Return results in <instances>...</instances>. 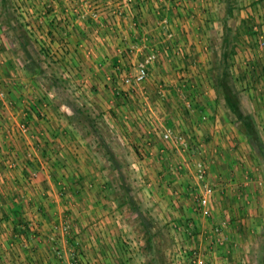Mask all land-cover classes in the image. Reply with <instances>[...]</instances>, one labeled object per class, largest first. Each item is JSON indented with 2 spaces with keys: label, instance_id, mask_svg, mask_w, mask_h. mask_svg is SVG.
Segmentation results:
<instances>
[{
  "label": "crops",
  "instance_id": "crops-1",
  "mask_svg": "<svg viewBox=\"0 0 264 264\" xmlns=\"http://www.w3.org/2000/svg\"><path fill=\"white\" fill-rule=\"evenodd\" d=\"M16 1L18 12L22 15V19L14 23L21 25L22 29L19 31H14L11 25L6 23L8 14L0 5L5 18L0 22L14 33L11 40L0 38V42L7 48V51H0V91L5 93L4 102H0V226L2 227V221L6 219L3 217L9 214L6 209L9 204L18 206L20 216L25 220L32 215L37 219L36 208L39 206L40 208L45 206L52 219L60 218V211L68 209L70 199L57 196L58 184L60 188H67L68 192L74 189L79 193L82 192L81 188L86 186H82L83 181L86 183L90 180L92 187L95 188L104 185L105 176L103 180L100 179L102 183L100 185L95 174H91L93 170L88 163L92 154L84 147L85 145H80L78 128L85 127L88 131L89 128L77 119H72L73 110L57 94L58 89L53 85L54 78L60 76L66 82L64 83L66 90H71L77 97L79 96V100L82 99L81 95L91 94L84 105V101L80 104L88 109L89 114L90 109L86 104L98 109L95 111L97 114L91 116L95 118L96 126L117 156L121 157L120 152L111 145V138L104 133L105 124H99L97 118L98 115L99 118L106 120L105 114L102 113L104 107H112L111 111L114 112L109 117L115 128H109L108 132L113 133L114 130L118 141L127 138L129 141L141 140L140 137L143 136L150 140L147 142L150 153L154 152L155 157L159 155L166 160L171 159L168 166L162 167L171 177L164 182L179 187L180 191L188 192L191 198L196 192V185L186 186L188 184L186 179L192 183L194 177L192 172H187L189 166L186 168L185 165L196 159H202L206 163L207 181L215 188L211 215L205 218L194 211L184 210L186 214L174 211V216H171L176 217L178 223L181 221L178 228L182 234L188 235L187 230L190 228L191 232H198L200 240L203 241V237L206 240L203 244L196 241V244L190 246H179L178 258L172 264H176L178 260L181 261L178 264H189L187 253L192 248L201 254L199 264H258L257 254L254 260L249 261L247 246L250 236L255 234L261 237L264 234V213L249 208L243 213H237L232 208L229 215L220 216L219 219L217 216V203L219 204L222 194L238 181L236 176L237 172H241L240 162L245 161L243 152L248 151L253 158L256 160L258 158L244 135L228 121L225 109L216 103L213 86L205 78L208 64L203 28L206 20L210 18L207 10L209 2L134 0V3L124 10L122 16L110 18L103 13L100 21H96L86 14L89 8L86 3L79 0ZM97 1L99 4L104 3V0ZM243 1L242 5L245 7L241 8L242 14L237 17L238 24L241 19L253 15L255 22L257 21L264 30V0ZM228 6L231 9L233 7L229 4ZM211 9L213 10V7ZM10 10L12 12L11 3ZM162 18L168 19L174 35L171 40H160L163 33ZM231 18L233 15L228 19ZM232 20L235 21V18ZM27 28L31 33L27 32ZM256 34L258 37H264L260 31ZM19 35L25 36L26 40L40 52L41 72L33 74L26 69L27 57L19 45L22 41ZM145 39L150 46L156 47L159 51L157 61L149 69V77L133 86L120 85L117 76L134 72L137 61L143 55L141 51L138 53V45ZM242 42L250 43V40L244 36ZM143 51L145 53V50ZM252 51L248 50L251 57L255 53ZM238 55L231 62L235 63L239 58L246 56ZM255 57L262 58L264 54L262 52L255 54ZM43 60L49 61L52 68L44 67ZM231 73L232 75L234 73L232 67ZM237 88L242 90L245 107L254 113L264 130V81L246 83L243 80ZM115 94L119 97L114 96ZM122 96L129 101L128 104L124 102ZM139 106L142 108L139 109ZM143 111H146L144 115L141 114ZM21 119L28 122L31 132L29 138L18 134L16 126ZM163 123L181 132L187 138L191 151L180 152L176 146L163 142L160 139ZM125 127L128 128L129 135L125 134L123 130ZM88 134L96 136L91 131ZM83 139L86 141L88 137L85 136ZM158 142L162 147H156ZM27 148L34 153V158L28 161L24 159ZM98 148L101 147L98 145L96 149ZM101 151L104 153L102 148ZM12 159H16V164L13 167L7 166V162ZM259 162L264 166V162ZM175 169L184 176L178 178L180 172H175ZM44 170H49L53 175L51 180ZM32 171L37 173L35 179L29 176ZM100 175L102 177L103 173ZM153 176L148 175L151 178ZM29 177L31 179H28ZM244 179L246 178H240L243 186L256 182L251 183ZM94 200L97 201L94 196H85L81 197L80 202L89 203L91 206L90 203ZM185 201L188 202V198L183 202ZM164 214L170 219L167 212ZM106 222L109 223L108 219ZM240 224L241 229L238 228ZM1 227L0 264H19V261L21 264H28L29 258L26 257L31 255L23 250V253L19 252L20 256L6 258L7 254L9 255L6 250L11 242L7 233L12 234L5 232ZM108 227L109 231L106 230L107 226L95 229L98 236H105L104 240L93 237L95 235L93 230L90 232L91 230L84 229L80 231L81 233L73 232L72 236L55 243V246L62 245L66 247L65 252L70 251V245L77 244V240L81 239L86 250L83 252L84 257L80 258V263L75 261L76 264H91V261H96V264H130L126 261V255L120 245L114 247L116 240L111 242L108 236V232L114 235L111 230L114 227L109 225ZM243 232L248 237L245 243L238 239ZM72 237L78 239L73 240ZM108 239L111 244H108ZM33 242H30V245L36 244L37 248L34 246L32 257H37L38 261L43 258L45 263L55 264L56 260H52V254L48 255L50 253L43 247V243L35 240ZM70 254L73 255L75 252L72 251ZM71 260L72 258L66 254L65 261H60V264H72Z\"/></svg>",
  "mask_w": 264,
  "mask_h": 264
},
{
  "label": "rangeland",
  "instance_id": "rangeland-1",
  "mask_svg": "<svg viewBox=\"0 0 264 264\" xmlns=\"http://www.w3.org/2000/svg\"><path fill=\"white\" fill-rule=\"evenodd\" d=\"M207 10L209 11L210 18L207 21L206 24H204L203 28V35L204 39L207 44V49L205 51L208 64L207 72L205 74V78L210 81V78L208 76V70L210 68L212 60H216V56L219 55L221 52V48L223 46L222 43V37L224 35V28H225V12L226 8L228 7V4L233 6L232 7V15L233 18L227 19L228 26H230L232 31H228V34L230 37L234 38L235 42V49H234V57L238 54V56H244L242 59L237 60V62H232V68H233V75L232 80L234 81L235 85L239 84L245 80L246 83L249 82H258L254 81L252 77L250 76V67L253 66L258 61V58L255 57V54L258 55L262 52L264 54V44H261L259 37L256 36V33L260 31L262 35H264V30L261 29V26L257 21L255 22L254 16L252 15L251 19H249V25L252 27V33L254 37L249 38V42L243 43L242 39L244 38L242 29H241V23L238 24V18L240 17L242 12H240L242 7H245V5H242L244 2L243 0H207ZM11 7H12V14L13 18L17 21L19 19H22V15L18 12V5L16 0H10ZM1 5V4H0ZM213 7V10L211 9ZM205 11V10H203ZM211 13L213 14L211 16ZM112 17V16H111ZM235 18V21L232 19ZM24 19V17H23ZM5 20L4 13L2 11V8L0 6V21ZM27 32L29 29H26ZM30 32V31H29ZM31 33V32H30ZM249 36V35H247ZM241 37V38H240ZM0 38H3V40H11V38H14V33L8 30L6 27L2 25L0 22ZM264 38V37H262ZM245 41V40H244ZM249 48V49H248ZM253 51L255 53L254 56H250L248 50ZM9 50H11V47L9 46ZM0 51H7V48L3 46V43L0 42ZM252 51V52H253ZM261 59V58H259ZM257 60V61H256ZM44 67H51L49 61L43 60ZM234 65V66H233ZM235 67V68H234ZM46 68V69H48ZM244 68L246 70H244ZM244 74L245 76L242 77L241 75ZM124 74H121L123 76ZM57 75L55 74V77ZM121 76H117V81L121 83L120 85H124L121 81ZM58 78V77H56ZM64 85V82L62 78H59ZM262 83V81H260ZM236 85V87H237ZM65 86V85H64ZM66 87V86H65ZM67 97L70 99L72 103L82 105L80 103H83V105L87 102L85 100H89V96L91 94H83L80 97L82 98L79 100V96L77 97L75 93H73L71 90H66ZM116 95V94H115ZM114 95V96H115ZM125 103H129L128 100L125 101ZM247 104V103H246ZM88 108L90 109L91 115H95L96 110H98L95 106L88 105ZM84 107V106H83ZM85 108V107H84ZM102 109V107H99ZM105 110H102V113L105 114L106 120L99 118L100 116L97 115V118L99 120V124H105L103 125L105 129V134L109 139L111 138L110 142L111 145L115 146V148L120 152V156L118 158L120 159L122 163L121 172L124 175V178L127 182V184L130 186L132 195L134 200L136 201V204L139 205L142 212L147 216L149 221L152 222V226L149 231V235L151 236V245L152 247L149 248L148 244L146 243V236L144 229L139 225L137 216L128 206H121L119 203L121 202V198L118 197V195L122 192L119 190L118 184L119 180L116 178V173L113 171L109 166L106 159V156L103 155L104 153L101 151V148L96 149L99 144L97 141L96 136H92L88 134V130L85 127H79L78 130L80 131L78 134L81 137V143L80 145L84 146L89 153L92 154V158H90V161L88 165L91 166V174H95V178H98V181L100 185H102L101 180H103L105 176V181L103 187H92L91 181H83L84 183L82 186L86 185L85 187H82L81 193L76 192L74 189H70L68 192L67 188H60L59 184L56 186V194L59 198H67L70 199V204L68 203V209H64V211H60V218L52 219L46 209L45 206H40L36 208V213L38 214L37 219L35 217L24 219L20 216V218L23 220L24 223L28 225V234H23L21 232V229H17V231H14V218L11 215V207L13 205H7L6 209L9 214L4 216V221L1 224L5 232H10L12 235L7 233L9 238L11 239V242L9 243V248L6 250L9 252V255L7 254V259L13 257V255L20 256L19 252L25 251L27 254H30V257L28 260V264H50L49 262H44L43 258H41V261H38V258L34 256L33 248H37L36 244L30 245V242L34 243L33 240L36 242L43 243V247L46 248V250L49 251L50 255L52 254V260H56L55 264H60V261H65L66 254L69 255V257L72 258L73 263L76 264L75 261H78L80 263V258L84 257V253L86 248L82 245L81 239H72L77 240V244L74 243V245L71 246V250L66 251V247H63L62 245L56 247L55 243L59 242L63 239L66 240L69 236H72L73 232H80L84 229L91 230L90 232H94L93 237H97L98 239L104 240V237L102 235H97L95 232V229L103 228L104 226H107L106 230L109 231V226L114 227V229H111L113 234L111 232H108V236L111 239V242H114L116 240V244H113L114 247L116 245H120V248L123 249V253L126 255V261H128L130 264H147L150 260L156 259V262H153V264H172L173 261L178 258V247L184 246V245H193L196 244V241L198 244L201 242L204 243V240H206L203 237V241L200 240V237L197 236L198 232L191 233L190 235L182 234L180 231L179 224H181L176 217L174 216V211L179 212H186L184 210H191L194 211L196 214L198 213L194 208L195 204L193 203L191 198L192 196L189 195L188 192L180 191L179 187H174L172 185H168L166 180L169 177L168 173L166 172L164 165L168 166L169 161L171 159H165L161 158V156L155 157V153H150L151 150L148 147L147 142L150 140L146 139V137H140V139H132V141H129V138L121 139L118 141L116 137V133L113 130L114 136L112 131L108 132L109 128H115V124L111 121V117L109 115H113L114 112L111 111V108L104 107ZM142 107L139 106V109ZM88 110V109H86ZM146 111H143L141 114H145ZM129 115V113H128ZM130 116V115H129ZM126 120V119H125ZM129 120V119H128ZM105 122V123H104ZM121 125V124H120ZM123 127V125H121ZM116 130V129H115ZM125 131V134L129 135L128 128H123ZM87 136L88 139L85 141L83 137ZM158 148L162 147L161 143L158 142L156 144ZM93 148H92V147ZM147 147V148H145ZM93 149L95 152H93ZM196 150V149H195ZM191 151V150H190ZM98 152V153H97ZM115 152V151H114ZM86 154L87 151H85ZM116 153V152H115ZM243 155L245 156V161H241V172H237L236 179L238 180L236 185H230V189L225 190V193L222 194L221 200L219 204L217 203V216L218 219L220 216L223 215H229V212H231L230 209L234 208V211L237 213H243L247 208L250 210H255L256 212H260L261 214L264 213V166L260 164L259 159L253 158V156L246 151L243 152ZM148 168V169H146ZM257 168V169H256ZM177 173L180 171L175 169ZM46 172V175L52 179L53 175L48 170H44ZM153 172V173H152ZM187 172L189 170L187 169ZM101 173H103V176L101 177ZM167 173V174H166ZM149 174L154 175L152 178L148 177ZM188 174V173H187ZM98 175V176H96ZM178 178L181 176H184L182 172L178 174ZM191 177V175H188ZM245 177L244 181L248 180L251 183L253 181H256L252 185H242L240 183V178ZM54 178L55 175H54ZM59 179V178H58ZM61 180V179H59ZM101 179V180H100ZM186 179V178H185ZM79 180V179H78ZM168 180V179H167ZM173 180V179H172ZM171 180V181H172ZM77 180H73V182H76ZM170 181V182H171ZM187 181V185L189 187L194 184V180L192 179V183ZM234 182L233 180H231ZM103 182V181H102ZM243 182V181H242ZM259 182H262L260 184ZM62 183V180L61 182ZM90 185L88 187V184ZM108 183H111V186H107ZM241 184L239 186L238 184ZM192 184V185H191ZM169 187V188H168ZM181 187V186H180ZM93 188V189H92ZM170 189V190H169ZM176 191V193H175ZM85 196H94V202H91L89 206L87 204H84V202H80L81 197ZM187 199L190 201L183 202L184 199ZM183 199V201H181ZM183 205V206H182ZM191 206V207H190ZM2 211V210H1ZM164 212H167L169 214L170 219L166 218ZM183 213V214H184ZM58 215V214H57ZM40 216V218H39ZM105 217V218H104ZM26 218V217H25ZM221 218V217H220ZM106 219H108V222H106ZM105 221V223H103ZM1 222V221H0ZM106 224V225H105ZM67 226V229L64 231L63 226ZM49 227V229H48ZM239 229H241V224L238 226ZM8 229V230H7ZM200 229L201 225H200ZM117 232H116V231ZM46 232V233H44ZM100 232V230L98 231ZM81 233V232H80ZM117 233V234H116ZM245 234L244 232L242 233ZM195 235V237H194ZM238 236V239L242 242H246L248 237L246 235L244 236ZM74 236V235H73ZM84 238V236H81ZM242 237V238H241ZM259 237L260 235H252L249 239V244L247 246L248 248V258L249 261L254 260L256 250L258 249L259 244ZM261 238V237H260ZM30 239V240H29ZM107 240V239H106ZM30 241V242H29ZM110 240L108 239V244H111ZM120 242V243H119ZM98 243V241H96ZM102 244V243H101ZM150 245V246H151ZM35 246V247H34ZM42 247V248H43ZM14 248V249H13ZM183 248V247H182ZM241 249V248H240ZM189 251V249H187ZM193 250L190 249L189 253H187L188 256H190V252ZM72 251L75 252V254H70ZM45 252V251H43ZM87 252V251H86ZM23 253V252H22ZM78 255H81L80 257ZM123 255V254H122ZM122 258V256H121ZM180 258V257H179ZM71 260V261H72ZM25 262L24 260H22ZM31 261V262H30ZM59 262V263H58ZM181 261H176V264L180 263ZM15 264V263H13ZM19 264L21 262L19 261ZM91 264H96V261H91Z\"/></svg>",
  "mask_w": 264,
  "mask_h": 264
},
{
  "label": "trees",
  "instance_id": "trees-1",
  "mask_svg": "<svg viewBox=\"0 0 264 264\" xmlns=\"http://www.w3.org/2000/svg\"><path fill=\"white\" fill-rule=\"evenodd\" d=\"M0 4L4 7V10L8 14L6 18V23L10 24L11 28L14 31H19L22 29L21 25H16L13 14L10 10L9 0H0ZM225 16V28L224 35L222 37L223 46L221 52L216 56V60H212L210 68L208 70V76L210 78L211 84L215 91V101L221 107L225 109L227 119L230 123L235 125L237 129L244 135L247 142L251 146L252 150L255 153V156L261 161L264 162V130H262L260 123L257 121L253 112L248 111L243 102L242 90L238 89L232 80V59L234 56L235 42L234 38L230 37L228 31H232L230 26H228L227 19L232 15V9L230 6L226 8ZM249 19H241V29L246 37H254L252 33V27L249 25ZM23 34V32H20ZM249 35V36H247ZM257 35V34H256ZM22 38L20 41V47L27 57V62L25 64L26 69L35 74L36 72H41V58L40 52L35 49L32 43L27 41L25 36L19 35ZM257 61V60H256ZM254 65L250 67V76L254 81H264V57L261 59L258 58V61L253 63ZM242 77L245 75L242 74ZM53 85L58 89L57 94L70 106L73 110L72 119H77L81 124L89 128L93 134L97 136V141L99 146L103 149L106 156L108 166L115 171L116 178L119 180L118 189L122 192L118 195L122 200L119 203L121 206H128L132 212L137 216L139 225L144 229L146 236V243L149 248L151 245V236L149 231L152 226V222L149 221L147 216L142 212L139 205L136 204V201L133 198L132 191L130 186L127 184L124 175L121 172L122 163L118 156L112 151L109 147L108 142L104 138L103 133L96 126V120L91 114L88 113L86 108L79 104L70 102L71 100L67 97V92L65 86L62 84L61 80L54 78ZM118 96L117 94L115 95ZM119 97V96H118ZM126 101L125 96L121 97ZM111 186V183H108L107 186ZM5 215V214H4ZM11 215L14 218V231L21 229L23 234H28V225L23 222L20 218V210L18 206L11 207ZM151 245V246H150ZM256 256L258 259V264L264 262V234L261 235V242L259 243ZM156 262V259L150 260L147 264H153Z\"/></svg>",
  "mask_w": 264,
  "mask_h": 264
},
{
  "label": "built area",
  "instance_id": "built-area-1",
  "mask_svg": "<svg viewBox=\"0 0 264 264\" xmlns=\"http://www.w3.org/2000/svg\"><path fill=\"white\" fill-rule=\"evenodd\" d=\"M82 3H86L89 7L86 14H88L93 20L100 21V17L103 13H106L108 17L111 16H122L124 10L134 3V0H104L103 4H99L97 0H79ZM136 22V21H135ZM134 23V22H133ZM161 25L163 27L161 41L173 39V32L171 31L168 19L162 18ZM261 44H264V38L259 37ZM145 50V53L144 51ZM138 53L143 52V55L136 63L135 70L131 74H124L121 76V81L124 85L133 86L134 84H140L147 80L149 77L150 67L153 65L159 56V51L156 47L150 46L146 41H142V44L138 45ZM5 93L0 91V102H4ZM18 134L29 138L31 136L30 127L26 120L21 119L17 123ZM160 139L166 144H172L176 146L180 152H189L190 146L187 138L179 131L173 129L171 125L162 124V129L160 130ZM34 158L33 150L27 148L24 152V159L26 161L32 160ZM16 164V159H12L7 162V166L13 167ZM188 164V163H186ZM193 174L194 184L196 185V192L193 194V201L195 204V210L203 217L208 218L211 215V202L212 195L214 193V186L207 181V166L202 159H196L191 164L185 165ZM29 176L35 179L37 173L32 171ZM28 179H31V178ZM30 181V180H29ZM67 226H63L65 231ZM217 230V229H216ZM188 235L192 232L188 228ZM189 253V252H188ZM201 258L200 252L193 249L188 256L189 264H199Z\"/></svg>",
  "mask_w": 264,
  "mask_h": 264
}]
</instances>
